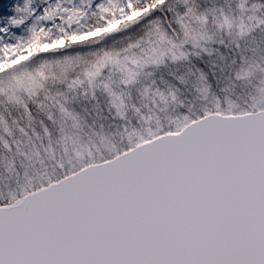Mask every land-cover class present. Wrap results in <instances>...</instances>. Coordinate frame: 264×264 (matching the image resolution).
<instances>
[{
	"label": "snow or ice",
	"instance_id": "snow-or-ice-1",
	"mask_svg": "<svg viewBox=\"0 0 264 264\" xmlns=\"http://www.w3.org/2000/svg\"><path fill=\"white\" fill-rule=\"evenodd\" d=\"M0 264H264V0H0Z\"/></svg>",
	"mask_w": 264,
	"mask_h": 264
}]
</instances>
